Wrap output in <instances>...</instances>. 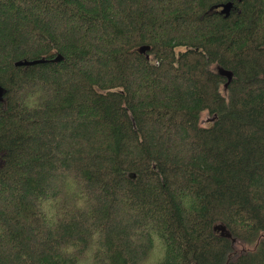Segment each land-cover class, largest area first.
<instances>
[{"label":"trees","instance_id":"obj_1","mask_svg":"<svg viewBox=\"0 0 264 264\" xmlns=\"http://www.w3.org/2000/svg\"><path fill=\"white\" fill-rule=\"evenodd\" d=\"M225 1L0 0V264H264V0Z\"/></svg>","mask_w":264,"mask_h":264},{"label":"flooded vegetation","instance_id":"obj_2","mask_svg":"<svg viewBox=\"0 0 264 264\" xmlns=\"http://www.w3.org/2000/svg\"><path fill=\"white\" fill-rule=\"evenodd\" d=\"M225 2H220V3H217V4H214L212 6H210L207 10H206V13L207 14H210V13H217L219 15H222L223 17H226V11H224L225 9ZM235 10V7L233 6L231 9H230V13ZM197 47H195L196 49ZM221 58H218V59H212V60H209L208 59V62L206 64V69H208L209 71L213 72V73H216L218 76H220L221 78L219 79L220 83L219 84H222L221 85V90L224 94H226V89L228 88V84H230V82L228 81V76L226 75V62L222 61L223 64L220 62ZM233 76H234V72H233ZM233 79V78H232ZM232 81V80H231ZM205 111H208V110H204L203 112ZM203 112L200 114L199 116V123L200 125H203V126H209L211 125L214 120H215V117H216V114L212 115L211 117H208L206 119V122H203L204 120L202 119V114ZM208 113L210 114V112L208 111Z\"/></svg>","mask_w":264,"mask_h":264},{"label":"water","instance_id":"obj_3","mask_svg":"<svg viewBox=\"0 0 264 264\" xmlns=\"http://www.w3.org/2000/svg\"><path fill=\"white\" fill-rule=\"evenodd\" d=\"M235 6L234 2L232 0H229L225 3V9L224 11H226V16H228L230 14V9ZM63 56L61 53H58L55 57L53 58H46V57H40V58H34V59H28L26 57L18 59L14 62L15 65H32V64H36V63H40V62H56L59 61L60 59H62ZM226 75L228 76V81H230V79L232 78L233 72L231 70L226 69ZM4 93H5V89L4 86L0 83V101H2L4 99ZM132 176H134L135 174L132 172L131 173ZM224 230H226L225 227H221Z\"/></svg>","mask_w":264,"mask_h":264},{"label":"rangeland","instance_id":"obj_4","mask_svg":"<svg viewBox=\"0 0 264 264\" xmlns=\"http://www.w3.org/2000/svg\"><path fill=\"white\" fill-rule=\"evenodd\" d=\"M212 115L208 113V111L203 112L202 114V119L204 120L203 122H206V119L208 117H211ZM57 185H59V182L57 183ZM219 232L222 233L223 235L227 236V238L231 241L232 245L237 247L238 249H241V251H245L247 244H243V242L239 241V239L232 235L231 233L228 232V230H224L223 228H219ZM158 258V254H157V248H155L152 253L150 254L149 258L146 260L147 263H152L153 261H155ZM87 260L92 259V255L89 254L86 257ZM85 264H92V261H89Z\"/></svg>","mask_w":264,"mask_h":264},{"label":"bare ground","instance_id":"obj_5","mask_svg":"<svg viewBox=\"0 0 264 264\" xmlns=\"http://www.w3.org/2000/svg\"><path fill=\"white\" fill-rule=\"evenodd\" d=\"M226 69H228V68H226ZM228 70H231V69H228ZM231 71H232V70H231ZM232 72H233V71H232ZM232 78H233V75H232ZM232 78L230 79V81L232 80ZM230 81H229V82H230ZM228 85H229V84H228Z\"/></svg>","mask_w":264,"mask_h":264}]
</instances>
